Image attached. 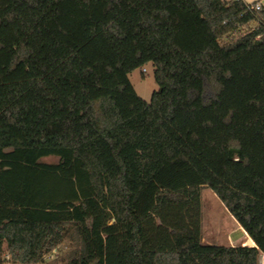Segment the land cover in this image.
<instances>
[{
    "label": "trees",
    "instance_id": "1",
    "mask_svg": "<svg viewBox=\"0 0 264 264\" xmlns=\"http://www.w3.org/2000/svg\"><path fill=\"white\" fill-rule=\"evenodd\" d=\"M248 4L0 0V264H43L71 230L67 264H259L264 8ZM147 63L149 101L128 78ZM203 186L255 245L202 241Z\"/></svg>",
    "mask_w": 264,
    "mask_h": 264
},
{
    "label": "rangeland",
    "instance_id": "2",
    "mask_svg": "<svg viewBox=\"0 0 264 264\" xmlns=\"http://www.w3.org/2000/svg\"><path fill=\"white\" fill-rule=\"evenodd\" d=\"M245 3H264V0H243ZM256 26L251 22L248 28ZM246 28H241L234 34H241ZM145 68V71L142 69ZM154 68L151 63L136 68L128 74V78L141 98H149L158 85L154 80ZM45 163H56L58 157L46 156L41 159ZM201 199V237L202 241L211 244L237 245L246 244V232L241 228L233 216L228 212L222 202L207 186L200 188ZM78 247V239L73 230L65 234L51 250L42 252L43 264H67L70 252ZM2 257L7 259L3 249ZM41 264V263H39ZM259 264H264V255L260 254Z\"/></svg>",
    "mask_w": 264,
    "mask_h": 264
},
{
    "label": "built area",
    "instance_id": "3",
    "mask_svg": "<svg viewBox=\"0 0 264 264\" xmlns=\"http://www.w3.org/2000/svg\"><path fill=\"white\" fill-rule=\"evenodd\" d=\"M225 1H229V0H225ZM235 1H243V0H235ZM248 7H249L250 10H259L261 8H264V3L257 2V3H254V4H250ZM142 71H145V68H143Z\"/></svg>",
    "mask_w": 264,
    "mask_h": 264
},
{
    "label": "water",
    "instance_id": "4",
    "mask_svg": "<svg viewBox=\"0 0 264 264\" xmlns=\"http://www.w3.org/2000/svg\"><path fill=\"white\" fill-rule=\"evenodd\" d=\"M246 245H255V243L250 237H248L246 240Z\"/></svg>",
    "mask_w": 264,
    "mask_h": 264
},
{
    "label": "crops",
    "instance_id": "5",
    "mask_svg": "<svg viewBox=\"0 0 264 264\" xmlns=\"http://www.w3.org/2000/svg\"><path fill=\"white\" fill-rule=\"evenodd\" d=\"M150 97H151V95H150ZM150 97H149V98H144V97H143V99L146 100V101H149V100H150ZM246 235H247V234H246ZM248 237H249V236H247V238H248ZM247 238H246V239H247ZM242 244H243V243H242Z\"/></svg>",
    "mask_w": 264,
    "mask_h": 264
}]
</instances>
